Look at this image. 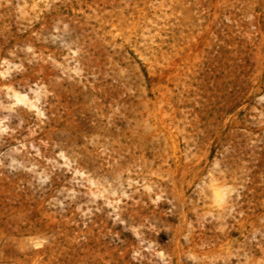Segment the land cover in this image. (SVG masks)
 <instances>
[{
    "label": "rangeland",
    "instance_id": "rangeland-1",
    "mask_svg": "<svg viewBox=\"0 0 264 264\" xmlns=\"http://www.w3.org/2000/svg\"><path fill=\"white\" fill-rule=\"evenodd\" d=\"M0 264H264V0H0Z\"/></svg>",
    "mask_w": 264,
    "mask_h": 264
},
{
    "label": "bare ground",
    "instance_id": "bare-ground-1",
    "mask_svg": "<svg viewBox=\"0 0 264 264\" xmlns=\"http://www.w3.org/2000/svg\"><path fill=\"white\" fill-rule=\"evenodd\" d=\"M15 95L17 96V98H20V97H19L20 95H18V94H15ZM216 193H217V192H216ZM219 194H220V193H219ZM220 195H221V194H220ZM217 198H218V197H217Z\"/></svg>",
    "mask_w": 264,
    "mask_h": 264
}]
</instances>
